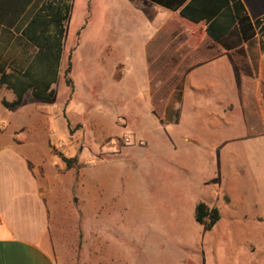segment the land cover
I'll list each match as a JSON object with an SVG mask.
<instances>
[{
	"label": "rangeland",
	"instance_id": "374dc122",
	"mask_svg": "<svg viewBox=\"0 0 264 264\" xmlns=\"http://www.w3.org/2000/svg\"><path fill=\"white\" fill-rule=\"evenodd\" d=\"M142 8L141 0L71 2L61 74L44 102L64 120L50 132L51 152L63 176L78 183L51 210L45 239L56 242L49 251L59 264H213L229 247L231 189L244 193L248 217L264 211V132L248 137L240 119L231 121L229 111L224 119L216 90L184 87L185 70L201 58L203 43L189 40L199 28L175 23L178 34L153 41L164 47L148 56L151 72H142L140 37L170 30L145 19ZM69 145L89 149L88 159L70 157ZM101 162L115 164L102 172L117 181L92 174ZM88 171L94 183L85 186ZM199 202L221 212L211 230L195 220Z\"/></svg>",
	"mask_w": 264,
	"mask_h": 264
},
{
	"label": "crops",
	"instance_id": "0c3cea01",
	"mask_svg": "<svg viewBox=\"0 0 264 264\" xmlns=\"http://www.w3.org/2000/svg\"><path fill=\"white\" fill-rule=\"evenodd\" d=\"M64 1L0 0V78L4 77L11 85L16 83V87H19L28 82L31 75L34 78L39 77L40 74L43 76L47 72V64L53 63L55 68L50 70L49 77L52 78L55 70L57 75L51 84L54 90L62 70L66 42L65 26L72 0L67 1L69 11L63 22L64 33L60 40V54L57 60L55 45L58 37L57 26L50 21L47 26L44 23L49 19L51 9L55 6L61 7ZM242 1L252 21L264 16V0ZM141 2L145 8L143 11L146 15L145 19L150 21L152 18L160 30H164L166 26L170 29L168 32H160L152 39H149L150 36L140 37L139 56H141L142 72H151L148 69V56L159 55L158 48L164 47L163 43L158 47L155 46L153 41L166 42L173 39V35L178 34L175 23L201 29L202 33L199 36L195 35L194 38L189 39L200 40L203 48H201V58L185 70L187 75L183 78L184 87L199 91L216 90L215 106L226 105L221 107L224 119L227 117L226 111H229L230 120L233 117L244 123L242 129L245 136L255 137L257 134H262L264 132V32L257 31L250 42H242L238 47L226 49L206 33L204 21L194 23L181 17L178 11L164 8L151 0H141ZM35 19L38 21L33 24ZM33 39L36 41L33 42ZM235 40V36H230L228 43ZM48 44L50 48L47 49ZM199 48L196 47V52L194 50L188 52V55L199 53ZM185 50H192L191 45L189 50L188 48ZM47 57H49L48 63ZM248 62L251 64V72ZM16 97L11 86L6 82L0 83V264H59L57 256L49 251L57 247L56 242L45 239L49 232L51 210L61 207L54 204L59 194L65 191L66 195L70 196L73 184H78L71 178L63 176L62 169L65 166L61 161H56L49 146V139L52 136L54 138V135L50 134L52 128L60 129L64 120L47 110L44 102L49 99L35 97L31 88L23 93L21 104L13 108L3 104V101L12 102ZM72 108L70 101L66 113ZM178 116L179 112H176V116L168 120H177ZM67 117L73 122L71 115ZM75 141L76 139L73 138L70 142ZM68 149L70 157H77L79 163L88 159L87 154L90 150L86 147L80 146L76 149L74 145H69ZM100 165V168L98 166L92 168V174L97 170L99 175L97 178L101 181L109 176H113L117 181L114 175L102 172L104 166L114 171L115 164L101 162ZM87 173L89 175L85 186L94 183V180L90 181L91 172ZM239 191L232 188L227 203L233 211L229 231L223 235L225 240L230 239L227 244L229 247L225 257L220 258L215 255L213 264H264V211L256 215L255 220L248 217L250 215L245 209L244 193ZM219 213L221 218V212ZM226 213H229V209ZM249 218L252 221H249ZM101 243L108 246L107 242ZM199 264H211V262L202 258Z\"/></svg>",
	"mask_w": 264,
	"mask_h": 264
},
{
	"label": "trees",
	"instance_id": "16d2710c",
	"mask_svg": "<svg viewBox=\"0 0 264 264\" xmlns=\"http://www.w3.org/2000/svg\"><path fill=\"white\" fill-rule=\"evenodd\" d=\"M65 0L61 7L51 9L49 19L44 23L46 26L48 22H54L57 26V42L56 45V60L60 54V40L64 33L63 22L66 20L69 11V4ZM164 8L172 11H178L179 15L191 22L198 23L204 21L206 23V33L215 41L222 44L226 49L238 47L242 42H250L258 32H264V16L254 21L251 20L248 11L242 0H151ZM38 19L33 21L35 24ZM32 26V25H31ZM230 36H235L236 40L228 43ZM36 40L33 39V42ZM52 43V47H53ZM50 45H47V49ZM48 54V53H47ZM70 58V57H69ZM48 63L49 57L46 58ZM57 65V62H56ZM55 66L52 63L47 64V72L42 76L34 78L30 76V80L23 85L16 87V83L11 85L4 77L0 78V83L6 82L11 86L16 93V99L12 102L3 101L6 107L13 108L21 104L23 93L28 89H32L35 97L41 99H50L54 96V90L51 84L55 81L56 71L52 73L50 78V70ZM71 70V63L69 62L65 73ZM66 83L72 86V80L67 78ZM63 161L68 160L63 157ZM220 219L218 208L210 207L205 202H199L195 208V220L202 225L206 230L212 227Z\"/></svg>",
	"mask_w": 264,
	"mask_h": 264
},
{
	"label": "built area",
	"instance_id": "2783aa9c",
	"mask_svg": "<svg viewBox=\"0 0 264 264\" xmlns=\"http://www.w3.org/2000/svg\"><path fill=\"white\" fill-rule=\"evenodd\" d=\"M58 144L62 145V142L59 141Z\"/></svg>",
	"mask_w": 264,
	"mask_h": 264
}]
</instances>
